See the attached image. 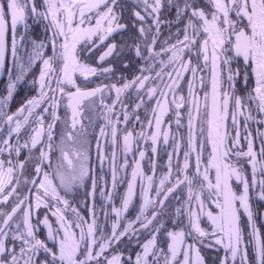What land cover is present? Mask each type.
Here are the masks:
<instances>
[{"label":"snow or ice","instance_id":"snow-or-ice-1","mask_svg":"<svg viewBox=\"0 0 264 264\" xmlns=\"http://www.w3.org/2000/svg\"><path fill=\"white\" fill-rule=\"evenodd\" d=\"M2 75L0 264H264V0H0Z\"/></svg>","mask_w":264,"mask_h":264},{"label":"flooded vegetation","instance_id":"flooded-vegetation-1","mask_svg":"<svg viewBox=\"0 0 264 264\" xmlns=\"http://www.w3.org/2000/svg\"><path fill=\"white\" fill-rule=\"evenodd\" d=\"M6 81H7L6 75L0 76V92L3 91V88H4V85H5ZM19 91H20V94L22 96L23 95V90L20 89ZM19 99H20V97H17V100H19Z\"/></svg>","mask_w":264,"mask_h":264}]
</instances>
